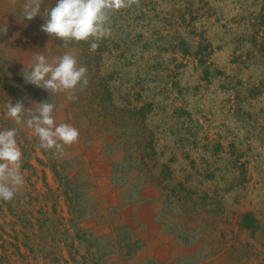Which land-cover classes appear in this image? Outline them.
Listing matches in <instances>:
<instances>
[{
    "label": "rangeland",
    "instance_id": "rangeland-1",
    "mask_svg": "<svg viewBox=\"0 0 264 264\" xmlns=\"http://www.w3.org/2000/svg\"><path fill=\"white\" fill-rule=\"evenodd\" d=\"M23 3L0 0V130L18 129L25 181L0 200V264H264V0H139L95 52L41 30L56 0L32 20ZM24 48L70 51L87 88L26 82ZM9 100L55 104L78 142L40 148Z\"/></svg>",
    "mask_w": 264,
    "mask_h": 264
},
{
    "label": "clouds",
    "instance_id": "clouds-1",
    "mask_svg": "<svg viewBox=\"0 0 264 264\" xmlns=\"http://www.w3.org/2000/svg\"><path fill=\"white\" fill-rule=\"evenodd\" d=\"M43 0H24L21 7L23 18L32 20L41 14ZM139 5V0H56L53 7L45 9V22L41 30L65 45L87 42L89 51L95 52L99 43L111 35V14L121 9ZM7 22L0 24V34H7ZM87 67L78 62L70 51L49 58L43 52L34 53L30 70L23 69L26 82L49 92L63 93L68 101H75L77 89L87 88ZM56 105L47 101L26 108L17 101L6 102V117L16 125L31 130L45 151L63 157L65 146L77 143L79 130L69 123H57ZM16 127L0 130V200L12 201L24 185L20 171L22 151L17 142Z\"/></svg>",
    "mask_w": 264,
    "mask_h": 264
},
{
    "label": "bare ground",
    "instance_id": "bare-ground-1",
    "mask_svg": "<svg viewBox=\"0 0 264 264\" xmlns=\"http://www.w3.org/2000/svg\"><path fill=\"white\" fill-rule=\"evenodd\" d=\"M6 5L10 6L11 7V4L10 3H5ZM21 27V26H20ZM23 28V27H22ZM19 31H24V28L21 30L19 29ZM10 32L7 36V40L9 41H14V40H18L19 36H20V32ZM35 53H38V52H35ZM33 55H34V52H30L28 49L24 48L21 52L19 51H14L12 49H9L8 50V57L11 59V60H20V61H25L27 64H31L29 61L30 60H33ZM57 108V107H56ZM1 110V109H0ZM94 136V135H93ZM22 170V169H21ZM42 182V181H41ZM149 215L153 216L154 213L153 212H150L148 211L147 212ZM146 216L147 215H144V214H140V217L141 220H144L146 219ZM153 228H155L154 225H152ZM172 242V241H171ZM175 245V244H174ZM119 246V245H118ZM177 247V246H176ZM145 248V247H144ZM178 248V247H177ZM169 249V248H168ZM168 254H169V251H168ZM177 254V253H176ZM128 257V255H127ZM161 257V256H160ZM215 257V256H214ZM156 258V257H155ZM162 258V257H161ZM172 258V257H171ZM157 260V259H156ZM210 260V259H209ZM158 261V260H157ZM154 264V263H153ZM155 264H156V261H155Z\"/></svg>",
    "mask_w": 264,
    "mask_h": 264
}]
</instances>
